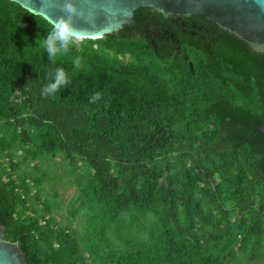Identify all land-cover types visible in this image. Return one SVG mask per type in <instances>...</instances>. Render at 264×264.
<instances>
[{"label": "trees", "instance_id": "16d2710c", "mask_svg": "<svg viewBox=\"0 0 264 264\" xmlns=\"http://www.w3.org/2000/svg\"><path fill=\"white\" fill-rule=\"evenodd\" d=\"M198 26L177 50L125 25L53 63L49 21L0 0V222L27 264H264V54ZM49 157L79 169L65 221L39 199Z\"/></svg>", "mask_w": 264, "mask_h": 264}, {"label": "water", "instance_id": "95a60500", "mask_svg": "<svg viewBox=\"0 0 264 264\" xmlns=\"http://www.w3.org/2000/svg\"><path fill=\"white\" fill-rule=\"evenodd\" d=\"M14 1L46 20L65 17V24L80 34L77 39H95L118 31L132 22L136 9L147 6L164 16L183 14L208 19L252 51L264 54V0H71V11L66 0ZM257 131L264 135V121ZM3 235L0 222V264H27L19 244Z\"/></svg>", "mask_w": 264, "mask_h": 264}, {"label": "flooded vegetation", "instance_id": "af4514ba", "mask_svg": "<svg viewBox=\"0 0 264 264\" xmlns=\"http://www.w3.org/2000/svg\"><path fill=\"white\" fill-rule=\"evenodd\" d=\"M207 20V21H206ZM129 29L136 31L142 37L150 40L156 49L161 43H174L178 32L181 34H196L195 27L198 25H216L214 22L196 15L168 14L162 15L155 9L147 6L139 7L134 11L133 20ZM178 41V40H177ZM177 50L180 49L178 42L174 43Z\"/></svg>", "mask_w": 264, "mask_h": 264}, {"label": "clouds", "instance_id": "9594fccd", "mask_svg": "<svg viewBox=\"0 0 264 264\" xmlns=\"http://www.w3.org/2000/svg\"><path fill=\"white\" fill-rule=\"evenodd\" d=\"M28 7L27 5H25ZM66 7L71 11V0H66ZM51 24V29L47 32L44 38L39 42V46L48 54V59L53 63L56 62L58 56L64 55L70 51V47L75 43L76 38L80 35L75 29L65 24V17L52 20L47 18ZM75 67L81 66L80 60L77 58L74 61ZM70 83L69 76L63 67H56L49 74L48 83L42 87V95L45 97L54 96L62 86H67ZM101 98L100 92H95L91 96V101L95 103Z\"/></svg>", "mask_w": 264, "mask_h": 264}, {"label": "rangeland", "instance_id": "374dc122", "mask_svg": "<svg viewBox=\"0 0 264 264\" xmlns=\"http://www.w3.org/2000/svg\"><path fill=\"white\" fill-rule=\"evenodd\" d=\"M0 159H2L0 157ZM60 159L59 157L52 158L49 157L45 161L48 165V175L43 180V190L39 196V199L50 198L59 203L60 209L58 211H52L56 219L65 221L67 217V207L68 204L78 193L77 179L79 175V169H76L73 173H69L65 168H67L66 163L57 164L56 160ZM5 161V159L3 158ZM44 162V163H45ZM28 165L32 164V161L27 162ZM6 164V163H5ZM7 165V164H6ZM42 167L45 164H40ZM23 166H20L15 172H20ZM33 182L30 181V184ZM31 190H34V185H31ZM38 205H41V202H38ZM74 225H80V216H77L73 219Z\"/></svg>", "mask_w": 264, "mask_h": 264}]
</instances>
